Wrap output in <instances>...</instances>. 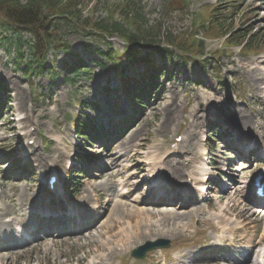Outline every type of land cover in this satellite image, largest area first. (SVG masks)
<instances>
[{
  "label": "rangeland",
  "instance_id": "rangeland-1",
  "mask_svg": "<svg viewBox=\"0 0 264 264\" xmlns=\"http://www.w3.org/2000/svg\"><path fill=\"white\" fill-rule=\"evenodd\" d=\"M21 1L25 2V0ZM184 1L175 4L174 7H169V0H137L143 12L142 28L147 33L156 37L160 29L165 30L164 33L166 32L175 43L181 39V44L184 46L185 42V47H188L186 39L192 35L197 38V35L204 34L207 37L204 41L207 48L204 54L207 53L210 56L203 59L204 54L201 55V53L200 60L189 61L177 52H173V57L169 59L170 62H165L160 57L157 58L159 62L170 65V77L169 79L162 77L164 83L162 81L161 83L164 86L155 94L151 104L146 106L141 121L115 147V152L120 155V149L130 139L137 136V151L130 153L128 161L124 159L125 157H121V160H124L123 164L127 168L130 167V173L139 171V161L151 151L156 152L157 149L168 146L164 144L167 131L183 127L188 129L192 120L191 116L196 112L208 113L207 119L210 115H219L223 110L228 116V112L234 114L237 108H241L248 114L253 113L256 119L264 122V89L258 90L256 79L246 70L250 61L260 56H247L245 52H240L238 47H227L228 44L223 38L233 30V39L237 34L257 32L258 38L261 39L260 45L263 47H260L258 51L264 55V8L260 7L264 1L232 0L235 1L232 2L229 0L230 2L224 3L225 0H190L189 4ZM108 2L110 5L115 1L81 0V5L84 7L82 19L88 17H93L94 20L102 19L106 16L105 6ZM232 4H237V6L234 8ZM206 5L208 8L218 6V14L228 15L223 22V29L227 30L225 33L220 34L223 29L217 30L211 26L210 29L214 31L212 32L197 25L199 24L198 18L206 17L204 14ZM231 10H233L232 13ZM196 14L198 16L194 17ZM4 32L9 37L13 36L17 39V35L14 36L15 32L10 27L5 26ZM20 37L27 47L32 35L25 32ZM114 37L109 45L100 36H91L79 26L64 23L59 28L58 38L69 46L73 55L83 58L87 64L85 70H71L69 64L74 56H71L65 49H52L48 58L53 66L42 73L35 72L33 76H28L23 72L22 66L13 54L14 50L10 53L8 47H0V80L9 90L4 96V100L8 99L9 104L0 108V114L1 110L3 111L0 119V192L7 194V197H2V200L9 201V195L16 196L24 191L22 187L16 193L9 187L6 176L13 162L7 163L5 154H12L16 148L19 150L25 148L29 143V138L33 136L35 144L31 147L32 155L38 153L49 166L53 164L54 157L61 156L65 165L60 168L64 170L68 168L69 162L73 161L78 143L85 144L76 137L72 124L74 127L75 121L83 115L84 119H92L95 122L101 120V124L107 125L111 120L115 121L112 112L117 106L126 105L120 95L121 89L116 88L117 76L107 72V68L114 67L115 62L105 56V51H108L110 46L119 52L124 49V45L117 40V36ZM158 45L155 44L153 48ZM86 46L89 48L86 49ZM153 48L151 51H155ZM143 50L146 51L145 48ZM160 76L158 75V80ZM107 79L111 88L108 86L105 90ZM126 106L130 109L129 105ZM25 114L31 118V122L27 123L28 127L32 124L34 127L30 135H27V125L22 118ZM33 120L38 125H35ZM228 121L236 123V115L228 116ZM168 122L170 126L162 129ZM219 137L222 138L223 134H219ZM201 138H204L203 134ZM202 144L203 142H201V147ZM222 145L219 143L218 148L214 150L215 155H219L224 149ZM201 147H198V150H203ZM193 148L194 146L191 150ZM88 150L100 152L102 147L94 144L93 148ZM101 153L104 154V152ZM138 153H141L143 157L138 158ZM102 159H105V156ZM255 171V169L246 168L242 172L243 177L251 178ZM141 180L140 177L131 181L128 190H133V193L141 191ZM33 181L30 184L28 180L27 183L35 187ZM109 185L104 180L95 178L87 180L81 186L82 192L86 189L95 190L98 194V201L93 200L98 205V211L99 213L106 212L95 236L88 239L87 237L65 238L54 244L46 241L36 247H27L19 253L5 254L7 256L0 264H77L75 262L77 259L85 256L89 258V253L95 255L94 253L105 251L107 247H115L120 240L118 234L122 229H137L142 220L152 222L158 218L159 214L156 210L142 209L137 215H129L128 212L135 209L130 210L132 206L128 205L126 200L109 197ZM19 187L21 188V184ZM241 203L237 210L242 209L243 205H249L246 199H242ZM222 205L228 207V203H222ZM215 206L220 207L216 203ZM123 212L124 215H122ZM145 214L148 218L143 219Z\"/></svg>",
  "mask_w": 264,
  "mask_h": 264
},
{
  "label": "trees",
  "instance_id": "trees-1",
  "mask_svg": "<svg viewBox=\"0 0 264 264\" xmlns=\"http://www.w3.org/2000/svg\"><path fill=\"white\" fill-rule=\"evenodd\" d=\"M108 6L107 15L100 21L91 19L81 20V0H54L52 4H46L45 0H0V44L7 40L3 34V25L15 28L18 34L30 31L34 35V41L29 47L28 57L19 45V59H24L25 70L43 69L50 48L64 46L58 40L57 29L64 21L75 22L78 26L89 29L91 32L110 35L117 32L125 35L129 28L128 41L132 46L147 41L151 43L146 32L142 29V10L135 0H114ZM126 26V28H124ZM59 42V44H58Z\"/></svg>",
  "mask_w": 264,
  "mask_h": 264
},
{
  "label": "bare ground",
  "instance_id": "bare-ground-1",
  "mask_svg": "<svg viewBox=\"0 0 264 264\" xmlns=\"http://www.w3.org/2000/svg\"><path fill=\"white\" fill-rule=\"evenodd\" d=\"M247 72L254 76L256 78V84L258 86V90L261 89V85L264 84V59L261 60H255L250 63V65L246 68ZM236 115L237 120L239 124L243 127L244 126H252V124H255L257 122V132L258 134H264V123L258 122L254 120V116H248L244 111L241 109H238V111L232 116ZM242 121V124H241ZM244 128V127H243ZM126 155V154H125ZM166 162V161H165ZM180 165L177 163L175 165L176 173H179L181 169H179ZM235 181V180H234ZM25 191L21 193L20 197H25ZM2 197H7V194L4 192H0V227L8 228L5 229L2 234L3 238L6 242H10L12 245L18 241L19 239V233L18 231L14 228V224L16 221V217H9V220L6 222H3L2 219L6 215H12L13 211L12 208L15 206L16 202L19 200L17 199L15 195H9V201H3ZM230 200L234 202V207H238L240 204L239 200H237L234 197H231ZM131 208L130 210H132ZM118 211V209H116ZM230 210V209H229ZM141 212L138 209H135L134 211L128 212L129 215H137V213ZM257 211L253 206H248L245 208L240 209L239 213H236L237 217L244 218L246 223L248 222H257L258 217H257ZM173 215L175 213H172ZM124 215V212L122 213ZM146 219L148 218V215H144ZM148 220H142L137 227V230L135 232V235H137L140 238H144L149 235L148 232L153 231V227H156L152 222H147ZM131 222V221H129ZM183 222V221H179ZM23 223V221L19 222ZM138 223V221L136 222ZM226 227L229 230H235V227H233L231 224H227ZM163 227H169L167 224L163 225ZM190 225L189 223L183 222V223H175L172 225L173 230H177L180 234H184L188 229ZM157 228V227H156ZM257 228V226H256ZM158 229H156L157 232ZM161 231V230H160ZM164 233V232H163ZM92 235V234H91ZM90 236V235H89ZM226 238L220 239L219 242L225 241ZM137 243L143 242V241H136ZM9 244V245H11ZM102 245H104V242H102ZM221 247V246H218ZM106 253L102 254L100 257L101 261H104L106 258H111L114 259L118 255V250L115 249V247H107ZM254 255V257L257 258H264V246L262 243V240H251L248 245V250L241 249L236 252L235 255H231L229 253L223 254L216 262V264H257V262H254L253 259H251V256ZM7 255L2 254L0 256V262L6 258ZM101 264V263H100Z\"/></svg>",
  "mask_w": 264,
  "mask_h": 264
}]
</instances>
